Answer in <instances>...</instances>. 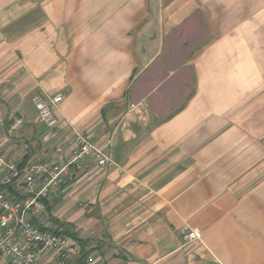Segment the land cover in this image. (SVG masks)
<instances>
[{
    "label": "crops",
    "instance_id": "obj_1",
    "mask_svg": "<svg viewBox=\"0 0 264 264\" xmlns=\"http://www.w3.org/2000/svg\"><path fill=\"white\" fill-rule=\"evenodd\" d=\"M76 131L110 162L28 218L94 264H264V0H0V152L64 163Z\"/></svg>",
    "mask_w": 264,
    "mask_h": 264
},
{
    "label": "built area",
    "instance_id": "obj_2",
    "mask_svg": "<svg viewBox=\"0 0 264 264\" xmlns=\"http://www.w3.org/2000/svg\"><path fill=\"white\" fill-rule=\"evenodd\" d=\"M62 100L61 94L50 101L36 97L37 119L50 127L59 125L56 110ZM75 139L78 147L73 156L59 165L40 161L20 166L0 152L1 186L23 179L33 190V195L22 201L0 189V257L8 256L9 264H94V255L78 239L62 231L42 228L27 216L40 210V198L50 195L55 187H61L64 193L71 190L83 171L84 159L92 158L99 166L110 162V156L97 146L91 133L76 131ZM202 234L199 228L183 229V239L188 244L201 240Z\"/></svg>",
    "mask_w": 264,
    "mask_h": 264
},
{
    "label": "rangeland",
    "instance_id": "obj_3",
    "mask_svg": "<svg viewBox=\"0 0 264 264\" xmlns=\"http://www.w3.org/2000/svg\"><path fill=\"white\" fill-rule=\"evenodd\" d=\"M51 162H53V163H55V164H61V163H59V162H54V161H51ZM36 163V162H35ZM39 189V187H37V188H35V191H37ZM54 191V192H53ZM52 191V193L50 194V195H54V194H56V195H54V198L53 199H56V198H59L61 195H62V193L63 194H65L64 192H62V190H61V187H55V190H53ZM45 198H49V195L48 196H46ZM42 210V209H41ZM44 215H46V213H44V211H43V213L40 215V217L42 218H46V216H44Z\"/></svg>",
    "mask_w": 264,
    "mask_h": 264
},
{
    "label": "trees",
    "instance_id": "obj_4",
    "mask_svg": "<svg viewBox=\"0 0 264 264\" xmlns=\"http://www.w3.org/2000/svg\"><path fill=\"white\" fill-rule=\"evenodd\" d=\"M4 187H6V186H0V189H1V188L4 189ZM8 187H10V186H7V188H8ZM40 201L43 202L46 206L48 205V203H47V199H46L45 197L40 198ZM47 207H48V210H50L49 206H47ZM34 222L37 224V222H36L35 220H34ZM39 226L42 227V228H45L44 226H41V225H39ZM54 230L60 231L59 229H54ZM62 232H63V233H67V231H65V230H63ZM68 233H69V232H68ZM69 234H70V233H69ZM70 236L76 238V236L73 235V234H71ZM79 241H80V243H81L83 246H85V242H83V241L80 240V239H79Z\"/></svg>",
    "mask_w": 264,
    "mask_h": 264
}]
</instances>
